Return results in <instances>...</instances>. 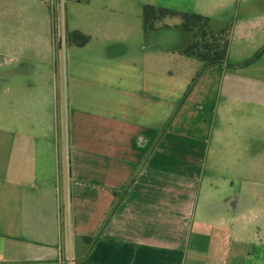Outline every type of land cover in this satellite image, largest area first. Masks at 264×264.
<instances>
[{
  "label": "crops",
  "instance_id": "1",
  "mask_svg": "<svg viewBox=\"0 0 264 264\" xmlns=\"http://www.w3.org/2000/svg\"><path fill=\"white\" fill-rule=\"evenodd\" d=\"M146 4L264 46L262 0H66L87 41L56 47L45 0H0V264H264L262 55L203 67Z\"/></svg>",
  "mask_w": 264,
  "mask_h": 264
},
{
  "label": "trees",
  "instance_id": "2",
  "mask_svg": "<svg viewBox=\"0 0 264 264\" xmlns=\"http://www.w3.org/2000/svg\"><path fill=\"white\" fill-rule=\"evenodd\" d=\"M172 17L179 19L178 28L184 37V46L180 53L185 57L202 62L203 67L221 64H225L227 67L244 65L253 61L263 50L261 48L250 60L237 64L230 63L228 62L229 26L214 30L207 16L149 4L142 8V29L144 32L156 30L159 23ZM86 41L87 36L79 31L73 30L66 34V42L69 44L83 45Z\"/></svg>",
  "mask_w": 264,
  "mask_h": 264
},
{
  "label": "rangeland",
  "instance_id": "3",
  "mask_svg": "<svg viewBox=\"0 0 264 264\" xmlns=\"http://www.w3.org/2000/svg\"><path fill=\"white\" fill-rule=\"evenodd\" d=\"M46 3H47V7L50 9V7H49L50 5L48 4V2H46ZM65 3H66V0L63 1L61 19H60V17H58L57 11H55V13H54L55 14V16H53L54 18L52 17V13L50 11V14H51L52 44L54 45V47L57 46V40H58L59 35L61 34L62 27L65 29L64 25H67V21H66L67 12L65 10V5H64ZM262 7H264V0H262ZM177 32H178L179 35L181 34L182 39H183L184 37H183V34L181 33V31H177ZM66 34H67V32L64 30V40H66ZM229 40H230V34H229ZM237 41H239L238 37L236 35L233 36V43H232L233 46H235L237 44ZM63 44H64V42H63ZM66 44L69 45V43H65V45ZM65 45H63L64 48H65ZM239 47H241V46H239ZM262 49L263 50L261 51L259 56L256 57L254 60L258 59L262 55V57H260L261 59H259L260 61H258V62L262 63V86H264V46H263ZM259 50H256L253 53H251L250 51L246 52L245 53L246 54L245 57H247V58H246L245 61L252 59ZM262 114H264V110L263 109H262ZM62 123H63V121H62ZM262 124H264L263 117H262ZM63 127H64V125H62V129H63ZM63 155H64V151H63ZM63 170H66L65 169V165L63 166ZM262 185H264V128H262ZM79 240L80 239L78 237H75L74 244L76 245V244L80 243Z\"/></svg>",
  "mask_w": 264,
  "mask_h": 264
},
{
  "label": "built area",
  "instance_id": "4",
  "mask_svg": "<svg viewBox=\"0 0 264 264\" xmlns=\"http://www.w3.org/2000/svg\"><path fill=\"white\" fill-rule=\"evenodd\" d=\"M64 0H45L50 5V11L52 13V17L55 16V11L58 13V17L61 19L62 15V7H63ZM54 18V17H53ZM59 40L64 41V28L62 27L61 34L59 35Z\"/></svg>",
  "mask_w": 264,
  "mask_h": 264
}]
</instances>
